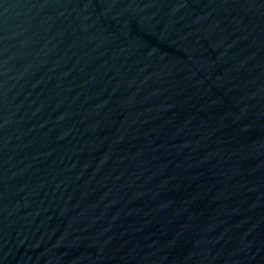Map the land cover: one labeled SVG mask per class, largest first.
Listing matches in <instances>:
<instances>
[{
    "label": "water",
    "instance_id": "obj_1",
    "mask_svg": "<svg viewBox=\"0 0 264 264\" xmlns=\"http://www.w3.org/2000/svg\"><path fill=\"white\" fill-rule=\"evenodd\" d=\"M0 264H264V0H0Z\"/></svg>",
    "mask_w": 264,
    "mask_h": 264
}]
</instances>
